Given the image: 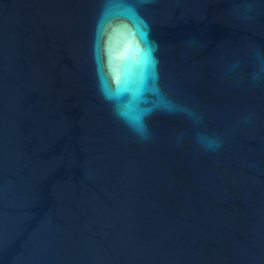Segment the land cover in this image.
Listing matches in <instances>:
<instances>
[{"label":"water","instance_id":"95a60500","mask_svg":"<svg viewBox=\"0 0 264 264\" xmlns=\"http://www.w3.org/2000/svg\"><path fill=\"white\" fill-rule=\"evenodd\" d=\"M0 264H264V0H0Z\"/></svg>","mask_w":264,"mask_h":264}]
</instances>
